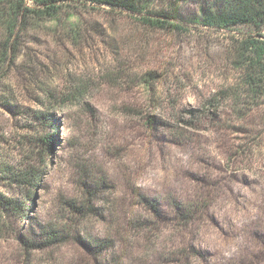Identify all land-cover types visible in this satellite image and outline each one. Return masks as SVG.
Listing matches in <instances>:
<instances>
[{"label":"rangeland","instance_id":"374dc122","mask_svg":"<svg viewBox=\"0 0 264 264\" xmlns=\"http://www.w3.org/2000/svg\"><path fill=\"white\" fill-rule=\"evenodd\" d=\"M222 1H149L186 30L70 5L19 36L17 61L0 64V264H94V240L111 246L101 264H264V85L247 91L239 33L195 20ZM26 165L34 186L4 172ZM202 194L209 213L182 231L140 197L167 212ZM184 240L193 250L174 261Z\"/></svg>","mask_w":264,"mask_h":264},{"label":"trees","instance_id":"16d2710c","mask_svg":"<svg viewBox=\"0 0 264 264\" xmlns=\"http://www.w3.org/2000/svg\"><path fill=\"white\" fill-rule=\"evenodd\" d=\"M150 0H0V31L5 36L0 40V64L5 61L11 65L17 61L19 56V43L18 38L21 34L26 32L33 24L38 20H53L57 19L62 13L69 9V6L75 8V6H88L91 10H99L106 6L111 11L118 13L126 12L132 18L141 21L151 27L166 28L172 27L174 29H183L185 26L183 21L173 12H159L154 13L148 10V3ZM154 13V14H153ZM150 15V16H149ZM163 17V18H161ZM200 25L223 30L229 32H236L241 35V38L236 39L238 44V55L240 61L244 63L247 70V79L245 81L247 85V91L253 93L256 89L259 91L262 85H264V39L254 38L251 31L255 33L264 30V0H223L217 6L209 5L207 7L202 6L200 14L196 16V19ZM186 30V27H185ZM249 31L245 33V31ZM261 35V34H257ZM261 37V36H259ZM150 77L143 78L142 84H147L148 90H151ZM53 93L47 91L44 94L46 101H51ZM74 98V97H73ZM68 101V100H66ZM133 112L138 115L141 113L140 106H134L130 108ZM129 108L128 110L131 111ZM204 116L197 109L192 114L193 119H201ZM145 120L149 125H156L154 116H145ZM191 123V122H190ZM171 135L174 137L175 143H187L189 138L186 134L178 131L175 127L167 123H163ZM42 141V140H40ZM8 176L14 174L12 178L17 184L22 187L34 186L38 180L37 173L31 170L27 165L24 169L18 172L4 171ZM204 189L207 186H203ZM138 194V193H137ZM140 195V194H138ZM142 200H145V206L151 210L155 216L159 219L170 220L175 223L176 229L187 230L198 221V217L204 214H208L210 210V196L199 195L196 200L189 202H177L172 200L167 204V212L161 210L159 202L156 200H147L143 196H140ZM8 205L11 206V200H6ZM159 204V205H158ZM23 211L19 214L25 216ZM170 214L169 216H166ZM202 218V216H201ZM144 224V223H143ZM140 224L138 221H134L132 228L145 227V224ZM62 238V237H61ZM50 243L62 242L59 236L54 235L49 238ZM106 241H95L93 246H89L91 243L88 242V248L94 254L95 263L101 264L99 256L109 249L110 245H105ZM182 246V247H180ZM180 247V248H179ZM177 251L169 253L174 261H181L183 253H190L192 246L187 241H182L181 244L177 245ZM101 251V252H100Z\"/></svg>","mask_w":264,"mask_h":264}]
</instances>
